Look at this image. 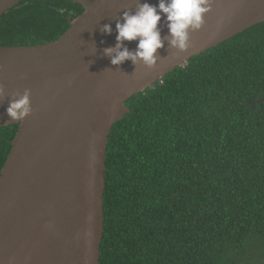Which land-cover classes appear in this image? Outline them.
Wrapping results in <instances>:
<instances>
[{"label": "trees", "instance_id": "1", "mask_svg": "<svg viewBox=\"0 0 264 264\" xmlns=\"http://www.w3.org/2000/svg\"><path fill=\"white\" fill-rule=\"evenodd\" d=\"M82 11L21 0L0 46L54 41ZM126 106L108 137L98 264H264V23ZM17 127L0 128V171Z\"/></svg>", "mask_w": 264, "mask_h": 264}, {"label": "water", "instance_id": "2", "mask_svg": "<svg viewBox=\"0 0 264 264\" xmlns=\"http://www.w3.org/2000/svg\"><path fill=\"white\" fill-rule=\"evenodd\" d=\"M21 0H0V18ZM83 9L54 41L0 46V128L18 125L0 171V264H98L103 237L105 156L112 125L126 102L189 60L264 23V0H210L188 46L164 47L148 68L112 66L115 24L139 3L158 0H70ZM109 24L111 35L100 28ZM135 41L126 42L130 51ZM29 92L30 114L11 120L5 109Z\"/></svg>", "mask_w": 264, "mask_h": 264}, {"label": "clouds", "instance_id": "3", "mask_svg": "<svg viewBox=\"0 0 264 264\" xmlns=\"http://www.w3.org/2000/svg\"><path fill=\"white\" fill-rule=\"evenodd\" d=\"M210 11V0H158L155 6L139 3L134 12H123L115 24V46L104 49L103 55L110 59L112 66L119 67L126 61L133 65L140 63L148 68L157 64V51L164 47L158 24L164 17L168 30V46L183 51L188 46L189 32L198 30L203 17ZM100 31L111 35L113 29L104 24ZM137 42L134 51L125 46L126 42ZM5 94L0 87V98ZM31 112L29 92L24 91L17 99L11 100L5 109L11 120H23Z\"/></svg>", "mask_w": 264, "mask_h": 264}]
</instances>
